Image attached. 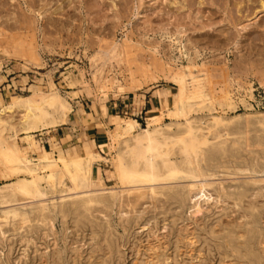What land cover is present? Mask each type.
<instances>
[{
  "label": "rangeland",
  "instance_id": "1",
  "mask_svg": "<svg viewBox=\"0 0 264 264\" xmlns=\"http://www.w3.org/2000/svg\"><path fill=\"white\" fill-rule=\"evenodd\" d=\"M188 69L205 81V92L216 102L213 111L196 107L189 116L194 126L206 130L211 115L228 121L218 127L228 157L207 169L212 174L207 189L214 193L198 189L193 198H173L192 181L181 174L173 183L158 184L156 194L119 206L110 192L127 187H120L110 163L100 161L94 165L96 179L104 183L98 194L108 198V210L97 204L89 211L76 207L94 191L51 190L46 184L43 191L50 192L43 199L0 204V219L8 216L0 226V264H259L251 252L264 264V160L255 171L250 157L237 152L245 131L250 141L264 142L259 118L264 114V0H0V111L19 96L49 93L52 87L71 105L66 121L29 133V139L19 127L23 109L0 112V128H5L0 136L12 134L35 162L45 152L56 156V146L76 155L93 146L110 157L108 135L116 132V122L132 118L145 127L159 99L171 106L180 87L188 93ZM226 95L235 107L220 106ZM246 116L248 126L241 124ZM5 170L0 162V186L14 180L5 178ZM40 204L49 205L51 226L38 220ZM17 214L22 216L14 218ZM24 214L29 221L22 225Z\"/></svg>",
  "mask_w": 264,
  "mask_h": 264
},
{
  "label": "bare ground",
  "instance_id": "2",
  "mask_svg": "<svg viewBox=\"0 0 264 264\" xmlns=\"http://www.w3.org/2000/svg\"><path fill=\"white\" fill-rule=\"evenodd\" d=\"M186 76H187L186 81L188 82V93L184 92L182 90V88L180 87L178 89V92H176V97H175L174 103L171 106H167L166 100L164 97L161 100L159 99L160 106L157 107V113L149 116L146 119V126L145 127H141L140 123L136 119H132V118H128V119L122 118V121L116 122V124L118 125L116 128L117 129L116 132L115 133L112 132V133H110V135H108L109 136V142L107 144H108V155L110 157H108L107 155L105 157L104 155H102L100 152H97L93 148H91L89 151L87 150L83 154H79L77 156L70 157L64 150H62L60 148V146H56L55 151L58 152V154L56 156L50 157L45 152L41 156H38L37 162H35L28 156L29 154H27V151H23L22 149L19 148V146L16 144V141H15L16 137H13L12 134H11L12 136L9 135V137H8L10 141H11L10 136L13 139L11 141V143L7 140L8 138H3L4 136H2V137L0 136V162L3 165H5V167H6L5 174H3V173L2 174L5 176L6 179H14V180H12V182H7V183H4L3 186H0V204H2V206H3V204L8 205L9 203H12V202L18 203V201L21 202V200H25V202H26V200H29V199L42 198L46 194L45 192L48 191V189L45 192L43 191V188L45 187V186L43 187V184H46V187H50L51 190H52V188L61 187L62 188L61 191H68L69 190V191H72L73 193L74 192L78 193L77 191H80V190L94 191V193L87 195L86 198H84L81 203H78L76 205V207H82V208H84L85 211L86 210L89 211L92 209L93 206H95L97 204V205H101V207L108 210L109 209L108 198L106 196H103L102 194H98V193H100L98 191L104 190L103 181L96 179L97 167L95 168V166H94L95 163H98L100 161L101 162L105 161V162L110 163V165H112L111 173L114 177H116L115 179L118 180L120 187H121V185L124 187H127L125 189H122L123 188L122 187L121 188L122 190L119 187L120 191L118 190V191L110 192L111 193L110 196L115 201H117V204L119 203V206H123L125 203L132 204L134 201L139 200L140 197H144L146 195H149V193H152L153 195L156 194L157 188L159 187V186H157L158 184H165V183L167 184L170 180H172V183H173V181H174L173 179L178 178V176L181 174H186L185 176L188 175L192 179V181H190V182L187 181L189 184L186 183L187 185L183 187L182 192L176 191V193L174 194L175 197H173V198H175V199L177 197L179 198V196L180 197L182 196L181 194H185L186 197L193 198V196H192L193 191L194 190L198 191V189L203 191L204 194H206V191L208 190L207 188H208V186H210L209 177L212 175V174L207 172L208 167L213 162L219 161V160L224 161L228 157V155H227V152H228L227 139H222L223 134L221 133L220 129L218 128L220 125H225V123H227L228 121L226 122L225 118L223 116H212L211 115L210 118L208 117L210 119L209 120L210 124L208 125L206 130H204L202 127H195L194 126V121H192L189 116L193 111H195V110L198 111L196 109V107L199 106L200 108L201 107L203 109L207 108L209 111H213L216 108L215 107L216 102L212 97H210L209 94H207L205 92L206 85H205V81L203 79H201V78L195 79L196 76L194 77L191 69H188L186 71ZM188 76H193L194 80L193 81L190 80V78H188ZM196 80H197L196 87H193L194 85L192 86V82H194ZM54 88L55 87H52V89L49 93H45V91L44 92L33 91L32 95H29L26 97L25 96L24 97L19 96V97L13 99V101H11V103L4 104L2 107V110L0 112H4L6 114V112H5L6 110H12L15 107L23 109L21 126H19V127L21 128V130L25 131L28 134L27 135L28 139H29V137H32V135L29 133H33V132H37V131L40 132L41 130H44V129L46 130V128H49V127L50 128H56L60 121H66L67 116H68L67 114L71 110V105H70L69 101L66 98L62 97ZM35 96H37L38 98L37 97L35 98ZM219 104L221 107H224V106L228 107V109L231 107L232 108L235 107L234 102H233L231 96H229V95H226L224 97V102L219 103ZM203 109H201V110H203ZM224 113H225V111H224ZM211 114H213V113L211 112ZM1 115L2 114H0V123H1V117H2ZM192 116H193V114H192ZM224 116H225V114H224ZM259 118L261 120H263L262 124H264V114H261V116H259ZM244 119H245L244 120L245 122H242V123L240 122V123L242 125H243V123H245L248 126L250 124L249 123V121H250L249 116H246ZM166 120H169V123H166L167 122ZM3 121H2V123H3ZM7 125L8 126L12 125V123L11 124L7 123ZM18 125H19V123H18ZM231 125L232 124L230 123V126ZM246 125H245V128H246ZM173 126L177 127L176 130H173V128H172ZM15 128H17V127H15ZM0 129L2 130V131L0 130V135H1V133L4 131L5 128L4 129L0 128ZM262 130H264V129H262ZM46 131H48V130H46ZM13 132H15V131H13ZM240 132H242V131H240ZM16 133L17 132H15V134ZM227 134L229 135L228 131H227L226 135ZM248 134H249V132H248ZM248 134H247V131H245V133L242 137V142L241 141L238 142L237 152L239 153L240 149H241V152L245 154V156H243V157H245V159H247L246 155H248V158L250 157L251 162L253 164V167H254L253 169L256 171V168L264 160V142L260 139L250 141ZM256 134H257V132H256ZM251 138H252V136H251ZM234 143H236V142H234ZM240 145H242V146H240ZM31 147H29L27 149L32 150ZM229 157H233V156H229ZM240 157H241V155H240ZM230 161H232V160H230ZM246 161H248V160H246ZM248 162H247V164H248ZM244 165H246V164H244ZM262 165H264V164H261V166ZM247 166H246V168L248 169L249 166L248 167ZM262 168H264V167H262ZM248 170H247V172H248ZM235 172H238L237 174H239V171H235ZM224 173H226V172H224ZM229 173H231V172H229ZM99 175H100V173H99ZM212 177H214V176H212ZM177 182H178V184L180 183L178 180H177ZM239 182L241 183L240 180H239ZM217 186H218V184H217ZM233 186H234V184H233ZM247 187L249 188V186H247ZM257 187H259V186H257ZM236 188H237V186H236ZM54 190L55 189H53V191ZM209 190L212 191L213 189L212 190L209 189ZM57 191H59V189ZM245 191H247V190H245ZM251 191H252V193H254V195L259 194L258 190H257L258 194L256 193V190H255V192H253V190H251ZM48 192H50V191H48ZM81 192H83V191H80V193ZM204 194H203V196H204ZM230 194H232V193H230ZM245 194H246V192H245ZM245 194H243V195H245ZM67 195H68V193L65 196H67ZM222 195H220V196H222ZM241 196H242V194H241ZM49 197H51V196H49ZM53 197H54V194H53ZM55 197H56V195H55ZM232 197H231V199H232ZM225 198H227V197L225 196L224 199ZM249 198L251 199V197H249ZM249 198H248V201H250ZM254 198H256L255 199V201H256V200H258L259 197L258 198L254 197ZM227 199H226V201H227ZM235 199H232V200H235ZM243 199H244V197H243ZM259 199H261V198H259ZM37 200H35V201L37 202ZM245 200H246V198H245ZM252 200H253V198H252ZM190 201H192V200H190ZM193 201H194V199H193ZM260 202H262V199ZM26 203H24V204H26ZM38 204H36V206ZM41 204L39 206H41ZM133 204H135V203H133ZM233 204H237V203L233 202ZM260 204H259V206H260ZM47 205L43 204L41 206L40 217L38 219L41 221L40 223L45 225L46 227L51 226L52 225L51 223H53V222H51L52 220L48 218L50 216V214H52V213L49 214V212H48V208H49L48 206L49 205L48 206ZM237 205H235L236 208H237ZM4 206H6V205H4ZM119 206H118V208H119ZM231 206H232V204H231ZM26 207H27V205H26ZM249 207H250V205H249ZM37 209L39 210V208H37ZM49 210H50V208H49ZM225 210H226V208H225ZM263 210H264V208H263ZM75 211H76V208H75L74 212ZM100 211H98V213H100ZM239 211L240 210H237V212H239ZM33 212L39 213V211H37L36 209ZM92 212H95V211H92ZM101 212L103 215V211H101ZM246 212L244 214H246ZM60 213H63V210ZM66 213L68 214L67 211H66ZM66 213H64V216ZM30 214L32 215L33 213H30ZM57 214H59V212ZM19 215H21V214L15 215L14 218H17ZM24 215L25 216H23L20 220V223L22 225L24 223H26L27 221H29L27 215L26 214H24ZM238 215H240V214H238ZM71 216H72V213H71ZM35 217L33 216V218H35ZM51 217L52 216H50V218ZM33 218L31 217V219H33ZM248 218H250V217H248ZM7 219H8V216L4 217V219H0V226H2V224L4 222H6ZM62 219H64V218H62ZM244 219H247V217ZM258 219H257V221H258ZM36 220H35V222H36ZM129 221H131V220H129ZM244 221H246V220H244ZM30 222H32V220H30ZM38 222L39 221H37V223ZM32 223H30V224H32ZM63 224H66V223H64V221H63ZM227 224H229V223H227ZM32 225H34V224H32ZM4 226H6V225L3 224V227ZM30 226L31 225H28V227H30ZM24 227H22L21 230ZM28 227H27V229H28ZM34 227H35V225H34ZM35 228H37V227H35ZM3 229H5V228H3ZM45 229H44V232H46V230H47V229L46 230ZM1 230L2 229L0 227V231ZM9 230H11V228ZM24 230H26V227ZM219 230H217V231H219ZM20 231H19V234H20ZM51 231H52V227H51ZM23 232H25V231H22V233ZM32 232H33V229H32ZM34 232H35V230H34ZM44 232H43V234H44ZM27 234L30 235L29 232H27ZM46 234H47V232H46ZM0 236H1V233H0ZM28 236H25V237L27 238ZM24 240H26V239H24ZM90 240L92 241L93 239H90ZM262 241H264V240H262ZM262 241H261V244L264 243ZM206 244H208V243H206ZM225 244L226 243H224V245ZM221 246H222V244H221ZM226 247H227V245H226ZM102 249H103V247H102ZM218 250H219V248H218ZM247 251H249V249H247ZM106 252H107V250H106ZM106 252H104V253H106ZM236 252H239V251L236 250ZM220 254H222V253H220ZM169 256H171V255H169ZM251 256L253 259L257 260L259 262V264L262 263V258L259 257L257 254L251 252ZM233 257H234V255H233ZM225 258H227V257H225ZM58 259H60V258H58ZM60 260H62V258ZM230 261H231V259H230ZM224 263L228 264V262H226V261ZM57 264H59V263H57Z\"/></svg>",
  "mask_w": 264,
  "mask_h": 264
},
{
  "label": "crops",
  "instance_id": "3",
  "mask_svg": "<svg viewBox=\"0 0 264 264\" xmlns=\"http://www.w3.org/2000/svg\"><path fill=\"white\" fill-rule=\"evenodd\" d=\"M93 146H91V148H92ZM76 149H78V148H76ZM87 151V150H86ZM69 156L71 155V156H77V155H79V154H83L84 152H81V153H79V154H75L74 153V149H73V151H71V150H67V151H65Z\"/></svg>",
  "mask_w": 264,
  "mask_h": 264
}]
</instances>
